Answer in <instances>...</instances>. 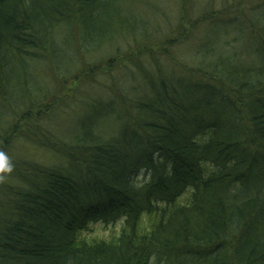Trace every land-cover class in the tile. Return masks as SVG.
Segmentation results:
<instances>
[{
  "label": "trees",
  "instance_id": "obj_1",
  "mask_svg": "<svg viewBox=\"0 0 264 264\" xmlns=\"http://www.w3.org/2000/svg\"><path fill=\"white\" fill-rule=\"evenodd\" d=\"M0 264H264V0H0Z\"/></svg>",
  "mask_w": 264,
  "mask_h": 264
},
{
  "label": "rangeland",
  "instance_id": "obj_2",
  "mask_svg": "<svg viewBox=\"0 0 264 264\" xmlns=\"http://www.w3.org/2000/svg\"><path fill=\"white\" fill-rule=\"evenodd\" d=\"M62 96L59 97V99ZM69 100V99H68ZM16 152L18 154H22V152L27 153L31 156L32 158L37 159L38 161H41L43 163H48L50 164L54 158L49 154V152L40 150L38 148H35L33 146H26L25 144L19 143V146H16ZM110 225L108 226L107 224L105 225L104 223L101 222H94L92 225L90 224V227H92V231L86 232L89 236H98L99 238L102 237H111V234L113 232L117 233L119 226L121 225L120 221H115L109 223Z\"/></svg>",
  "mask_w": 264,
  "mask_h": 264
}]
</instances>
